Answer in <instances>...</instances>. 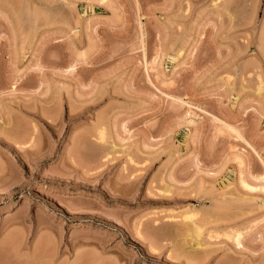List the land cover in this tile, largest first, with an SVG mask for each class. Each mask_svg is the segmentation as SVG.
<instances>
[{
    "label": "rangeland",
    "instance_id": "1",
    "mask_svg": "<svg viewBox=\"0 0 264 264\" xmlns=\"http://www.w3.org/2000/svg\"><path fill=\"white\" fill-rule=\"evenodd\" d=\"M25 262L264 264V0H0V264Z\"/></svg>",
    "mask_w": 264,
    "mask_h": 264
},
{
    "label": "bare ground",
    "instance_id": "2",
    "mask_svg": "<svg viewBox=\"0 0 264 264\" xmlns=\"http://www.w3.org/2000/svg\"><path fill=\"white\" fill-rule=\"evenodd\" d=\"M146 66H147V70L149 69L148 68V63H146ZM194 108V107H193ZM192 115V114H191ZM219 121V120H218ZM219 122H222V121H219ZM221 124H223L224 126L226 125L227 126V124H225V123H221ZM231 127V126H230ZM228 128V127H227ZM233 130V129H232ZM196 225V224H195ZM196 229H194V231H195ZM199 230V229H198ZM197 230V231H198ZM197 231H196V233H197ZM192 234V233H191ZM193 235V234H192ZM200 236H201V234L200 233H197V238L199 239L200 238ZM197 245H198V247H201V243L199 242V240L197 241ZM32 263V262H31ZM30 262L28 263V262H25V264H31ZM22 264V263H21ZM33 264V263H32Z\"/></svg>",
    "mask_w": 264,
    "mask_h": 264
}]
</instances>
